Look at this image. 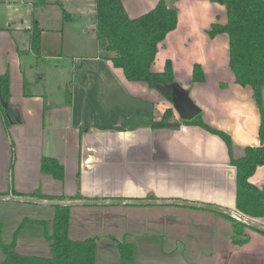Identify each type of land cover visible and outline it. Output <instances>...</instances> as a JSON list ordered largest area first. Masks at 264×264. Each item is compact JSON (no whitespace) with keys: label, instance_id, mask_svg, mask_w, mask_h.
Returning a JSON list of instances; mask_svg holds the SVG:
<instances>
[{"label":"crops","instance_id":"obj_1","mask_svg":"<svg viewBox=\"0 0 264 264\" xmlns=\"http://www.w3.org/2000/svg\"><path fill=\"white\" fill-rule=\"evenodd\" d=\"M121 2L128 16L135 18L158 0ZM166 2L177 7V25L158 45L151 69L159 72L167 59L171 61L176 81L188 89L202 120L230 135V151L218 135L198 125L152 128L151 120L160 119L171 106L145 83L128 81L121 68L101 58L96 36L86 46L88 54L60 51L55 67H47L51 80L64 90L60 99L53 98L45 89L49 31L37 21L41 49L35 55L30 48L33 22L24 27L8 23L0 27V74L9 76L8 125L0 111V197L7 196L0 199V262L1 245L13 242L18 229L14 251L51 256L45 224L51 229L54 205L38 204L47 206L39 208L11 198L33 197L50 202H165L118 204L126 222L117 231L98 228L91 216L92 209L117 205H71L68 235L74 240L96 237L97 264H119L116 241L125 238L134 245V264H264V234L234 244L227 231L232 223L225 214L169 203L181 200L236 212L230 158L242 156L245 146L264 143V135L261 141V114L252 88L235 83L229 69L227 35L210 38L205 32L212 22H226L224 6L211 0ZM64 12L66 19L71 18ZM19 31L26 42L15 37ZM60 34L64 49V32ZM195 63L201 66L204 81L190 82ZM69 81L73 84L68 100ZM261 96L264 114V86ZM44 157L62 165V179L42 171ZM249 182L264 184V165L256 168ZM77 194L80 199H74Z\"/></svg>","mask_w":264,"mask_h":264},{"label":"trees","instance_id":"obj_2","mask_svg":"<svg viewBox=\"0 0 264 264\" xmlns=\"http://www.w3.org/2000/svg\"><path fill=\"white\" fill-rule=\"evenodd\" d=\"M222 4L226 12V22H212L205 31L213 38L225 33L228 37V66L234 75L235 83L252 88V97L260 111L259 137L263 141L264 114L261 88L264 86V0H211ZM95 36L100 57L108 59L115 67L121 68L125 78L132 82H143L164 99L171 102L172 86L176 85L172 63L165 61L163 70L151 69L158 51V45L177 25V7L166 0H158L148 12L130 18L121 0H94ZM64 17L68 15L63 12ZM30 31V48L35 55L40 54L41 28L33 21ZM201 66L193 65L190 82L204 81ZM73 81L66 85V97L70 99ZM188 90V89H187ZM9 98V76L0 74V111L8 125L7 109L3 106ZM172 104V103H171ZM173 107L164 110L160 119L151 120L152 128H178L180 124L198 125L218 135L230 151V135L206 124L199 111L191 119H173ZM235 168V211L251 220L264 218V184L256 186L249 182L256 168L264 165V143L259 146H245L243 155L230 158ZM43 172L57 179L63 178V167L54 158L44 157L41 161ZM77 194L74 199H80ZM68 205H54L51 229L45 224V238L50 242L51 256H26L14 251V234L10 244L1 245L4 259L0 264H97L95 262L96 237L83 240L71 239L69 230ZM233 226L231 241L242 245L248 241L244 229L249 227L242 221L225 215ZM264 234V232H260ZM119 264H134V245L129 241H116Z\"/></svg>","mask_w":264,"mask_h":264},{"label":"rangeland","instance_id":"obj_3","mask_svg":"<svg viewBox=\"0 0 264 264\" xmlns=\"http://www.w3.org/2000/svg\"><path fill=\"white\" fill-rule=\"evenodd\" d=\"M67 11L71 14V18H65L63 12ZM95 8L94 0H0V27H4L8 23L12 27L30 25L34 20L39 21L43 27L49 32L45 34L46 51L45 54V72L47 67H55L54 64L60 58H57L60 51L68 53L69 51H81L82 53H89L90 39L95 38ZM64 32V49L62 48L61 31ZM15 37L20 42H26L25 35L22 31L15 33ZM82 43V46L79 44ZM41 61L38 64L41 65ZM41 67V66H38ZM45 89L47 93H51L53 98L60 99L64 92L58 89L56 80H51L50 73L46 72ZM164 99V98H163ZM166 104L172 108L171 102L165 99ZM169 108V107H168ZM167 109V108H166ZM173 119H181L173 109ZM22 204V203H20ZM27 205H38L37 203L26 202ZM25 206V205H21ZM39 208L47 206L38 205ZM117 205L109 210L92 209L94 221L98 223V228H105L117 231L124 229L125 217L124 210L117 208ZM26 208V207H24ZM40 210V209H39ZM103 210V211H101ZM116 212V213H113ZM119 215L124 216L122 219ZM248 218V217H247ZM250 219V218H248ZM259 219V218H258ZM251 220V219H250ZM257 224H261L263 220H252ZM227 231L232 234L233 226L227 224ZM244 234L248 237L256 236L258 231L255 228L247 227L244 229ZM256 234V235H255ZM126 241L130 240L125 238ZM251 242L250 244H252ZM254 244V243H253Z\"/></svg>","mask_w":264,"mask_h":264},{"label":"water","instance_id":"obj_4","mask_svg":"<svg viewBox=\"0 0 264 264\" xmlns=\"http://www.w3.org/2000/svg\"><path fill=\"white\" fill-rule=\"evenodd\" d=\"M171 103L173 109L176 111L178 116L181 119H191L193 118L199 111V106L191 99L189 95V91L181 86L180 84H176L172 86L171 91ZM3 106H7V102L3 103ZM7 196H1L0 199H6ZM14 200H20L23 202H32L37 204H51V205H118V204H126V205H143V204H164L165 202H160L156 200H125V199H114L110 201H104V200H78V201H69V202H58V201H52L41 198H33V197H11ZM172 204H179V205H185L190 207H199L204 208L207 210L219 212L221 214L233 216L236 219L242 221L249 227L255 228L257 231L264 232V226L255 223L254 221L238 214L237 212H231L229 210L219 208L217 206L209 205V204H197L194 202H188V201H181V200H172ZM236 215V216H235Z\"/></svg>","mask_w":264,"mask_h":264},{"label":"bare ground","instance_id":"obj_5","mask_svg":"<svg viewBox=\"0 0 264 264\" xmlns=\"http://www.w3.org/2000/svg\"><path fill=\"white\" fill-rule=\"evenodd\" d=\"M236 216V215H235Z\"/></svg>","mask_w":264,"mask_h":264}]
</instances>
